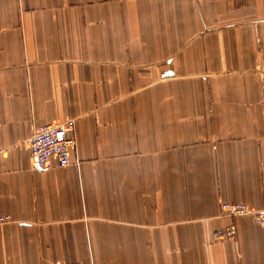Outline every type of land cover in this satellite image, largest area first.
I'll return each mask as SVG.
<instances>
[{"label": "crops", "instance_id": "1", "mask_svg": "<svg viewBox=\"0 0 264 264\" xmlns=\"http://www.w3.org/2000/svg\"><path fill=\"white\" fill-rule=\"evenodd\" d=\"M262 76L264 0H0V264H264Z\"/></svg>", "mask_w": 264, "mask_h": 264}, {"label": "built area", "instance_id": "2", "mask_svg": "<svg viewBox=\"0 0 264 264\" xmlns=\"http://www.w3.org/2000/svg\"><path fill=\"white\" fill-rule=\"evenodd\" d=\"M262 86V106L264 107V76H262ZM73 127V120L36 127L28 142L30 159L34 169L49 171L52 169H63L72 165L70 148L73 145V139L70 134ZM220 212L223 216L230 218L251 217L256 224L264 228V210L254 211L244 203L222 202L220 204ZM10 222V216H0V228ZM235 234V227L229 226L214 232L213 239L217 241L226 240L233 238Z\"/></svg>", "mask_w": 264, "mask_h": 264}, {"label": "water", "instance_id": "3", "mask_svg": "<svg viewBox=\"0 0 264 264\" xmlns=\"http://www.w3.org/2000/svg\"><path fill=\"white\" fill-rule=\"evenodd\" d=\"M167 75H168V76H171V73H168Z\"/></svg>", "mask_w": 264, "mask_h": 264}]
</instances>
